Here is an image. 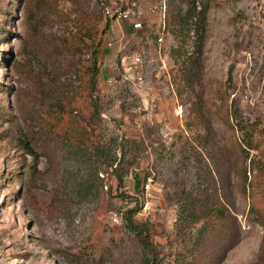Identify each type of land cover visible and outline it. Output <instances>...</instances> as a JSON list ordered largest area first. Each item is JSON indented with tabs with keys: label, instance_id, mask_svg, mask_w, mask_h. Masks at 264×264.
Here are the masks:
<instances>
[{
	"label": "rangeland",
	"instance_id": "374dc122",
	"mask_svg": "<svg viewBox=\"0 0 264 264\" xmlns=\"http://www.w3.org/2000/svg\"><path fill=\"white\" fill-rule=\"evenodd\" d=\"M135 1L0 0V264H264V0Z\"/></svg>",
	"mask_w": 264,
	"mask_h": 264
},
{
	"label": "trees",
	"instance_id": "16d2710c",
	"mask_svg": "<svg viewBox=\"0 0 264 264\" xmlns=\"http://www.w3.org/2000/svg\"><path fill=\"white\" fill-rule=\"evenodd\" d=\"M182 2L186 1L188 4L187 9H183L182 5L177 6V8L169 13L171 23L175 25L173 32L176 35L177 39H181L182 37H186L194 28H199V24L204 23L206 19V8L198 11V7L196 5V0H181ZM197 16L201 17L200 21L197 20ZM203 29V26H202ZM203 45L200 44V47L196 50L195 54L192 55L184 62L183 67V78L184 81L187 82L190 86H193L195 81L199 78L201 72V59L200 56L202 54ZM182 49V45H179L175 50L176 53H180ZM98 52L95 49L92 53V65L87 68L88 76L90 83L93 87H96L99 79V66H98ZM233 78V67L229 70V80L232 81ZM241 130L244 132V140L251 144L248 140H250V133L247 128L241 127ZM23 146L31 151L30 145L28 142H24ZM204 213L208 215L210 219L219 220L222 216H224L225 211L210 207L205 205L203 207ZM129 229L136 234L139 242L145 251V256L140 264H157V250L154 246V243L150 239L149 229L143 225L136 223L132 219H130L128 223Z\"/></svg>",
	"mask_w": 264,
	"mask_h": 264
},
{
	"label": "built area",
	"instance_id": "2783aa9c",
	"mask_svg": "<svg viewBox=\"0 0 264 264\" xmlns=\"http://www.w3.org/2000/svg\"><path fill=\"white\" fill-rule=\"evenodd\" d=\"M115 10L112 14L119 21L132 20L136 15L137 2L135 0H115Z\"/></svg>",
	"mask_w": 264,
	"mask_h": 264
}]
</instances>
